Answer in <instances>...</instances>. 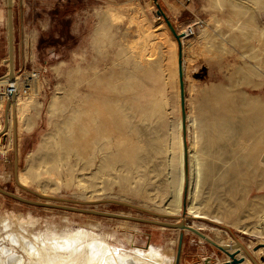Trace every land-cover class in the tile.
Returning a JSON list of instances; mask_svg holds the SVG:
<instances>
[{"label": "rangeland", "instance_id": "374dc122", "mask_svg": "<svg viewBox=\"0 0 264 264\" xmlns=\"http://www.w3.org/2000/svg\"><path fill=\"white\" fill-rule=\"evenodd\" d=\"M12 1L16 81L22 83L23 79H31L32 74L37 73L39 77L35 83L39 85V89L35 93V98L41 101V105L38 108L31 107L25 112L27 114L22 118L23 126L20 128L17 120V95L26 99L29 94L23 95L22 90V93L15 94L8 101L4 100L0 94V124L2 125L0 136L3 144H8L7 149L0 152V187L29 200L122 213L170 223L183 221L186 226H162L38 205L2 192H0V220L8 213L23 215L25 220H32L31 230L34 233L39 229L47 230L51 226L52 228L48 229L51 234L55 233V229L60 228V232H63L64 228H87L101 233L118 248H146L150 244L167 247L173 259H177L180 233H184L180 256L175 264H206V257L211 258V264L231 261L230 255L218 247L228 243L231 244L228 246V251L237 252L238 261L248 256L251 260L249 264H255L253 255L257 262L264 264V230L262 235L254 233L258 215L264 210V164L261 166L257 161V155H260L264 163V151L259 153L258 149L255 150L252 147L256 145L259 134L264 130V123L258 118L260 109L264 107V51L261 49H264V38L249 33L246 38L232 36V38L224 39L222 36L225 29H219L215 24L216 18L232 19L234 15H237L235 14L237 11L236 13H239L243 20L250 19L249 22L253 21L252 24L264 29V3L256 6L251 2L252 0H228V2L225 0L227 5L223 3L226 7L223 5L221 10L215 5L214 0H158L178 31L199 18L205 20L204 26L195 35L184 38L182 44L188 113L187 140L189 146L192 139L196 142L195 148L202 165L204 164L205 177L199 182L197 191L194 192L195 182L191 183L190 174L186 183V197L183 184L180 206L170 211L167 208H173V203H167L169 193L168 188L166 189L172 154L170 143L174 137L173 129L177 116L181 117V108L178 114L174 98L175 87L170 84L164 86L163 82L149 78L146 66L143 68L145 71L142 76L146 86L142 92L135 95V103L143 112L140 116L144 119L139 117V111L138 114L136 112L132 114L131 120V131L135 125L134 136L137 137L139 145L143 146L139 152V158L137 157L138 165L136 166L142 165L133 170L134 178H123L127 173L125 171L127 167L121 162L116 166L118 169L106 173L109 177L102 174L99 179H96V188L100 191H95L94 194L90 191L81 193L80 186L71 180L68 181L67 178L55 182L46 177L44 183L50 187L48 191L39 187L37 181L22 183L19 178L21 170L26 171L27 166L38 164L39 158L45 153L41 148L44 146L42 145L44 137H49L55 131L56 125L53 124L61 121L62 116L66 115L64 110L53 116L49 103L56 91L59 95H64L71 82L68 76L70 69L75 71L78 65L82 66L84 71L81 75L84 78L92 77L95 68L103 74L107 72L109 74L114 70L117 73L123 70L132 72L133 64L124 62V59L126 55L130 59L133 56L136 59L135 56L139 50H144L145 59L161 60L163 68L165 66L168 68L172 60L176 64L179 44L164 18L157 14L158 8L155 1ZM100 27L107 29L110 27L109 31H112H110L112 40L104 44V47L99 44L101 42ZM205 28L212 29L216 33V39L212 42L214 46L212 43L206 44L200 37ZM8 58V4L7 0H0L1 88L10 82V79L5 77L10 69ZM144 61L147 63V60ZM245 68H251L254 71L249 74L243 71ZM134 71L137 72L135 69ZM77 74L81 77L80 73ZM88 79L79 84L82 94L85 92L84 95L90 94L93 100L100 94L114 95L104 86L89 82ZM165 87L170 92L165 93L169 96L171 104L159 109L160 101L156 94L158 90ZM35 88L36 84L31 92ZM178 89L177 84L180 104ZM74 101H67V106L76 105V100ZM254 114L258 115L254 117ZM26 121L34 123L31 130L25 129ZM140 159L142 162L139 161ZM79 166L81 167L82 164ZM189 167L188 160V173ZM96 169L94 165L90 171L85 170L86 175L90 176ZM80 173L76 171L75 176L79 178ZM98 182L103 183V186L97 184ZM19 184L30 187L47 198ZM162 195L165 196L163 201H161ZM49 197L90 202L74 203L48 199ZM192 197L197 204H202L209 212L224 215L223 223L213 222L209 217H185L184 202L186 201L188 211V204L191 203ZM112 199L123 200L154 212L180 216L159 217ZM236 241L242 242L247 250L234 248L233 244ZM255 251L263 256L262 259L254 255Z\"/></svg>", "mask_w": 264, "mask_h": 264}, {"label": "bare ground", "instance_id": "6f19581e", "mask_svg": "<svg viewBox=\"0 0 264 264\" xmlns=\"http://www.w3.org/2000/svg\"><path fill=\"white\" fill-rule=\"evenodd\" d=\"M214 1L215 5L219 6L220 9L223 10L222 7L225 6V4H223L226 3L224 2L225 0ZM251 2H253L257 6L259 4L264 3V0H252ZM233 7L235 8L236 6L234 5ZM236 9L239 11L241 7L240 9ZM234 11L236 10L234 9ZM234 11H232L233 14ZM236 12L235 14L237 15H234L235 17L232 19L222 20L223 18L221 19L219 17V19H214L217 28L225 29V31L223 30L225 33L222 36L224 39L232 38V36L246 38L248 37L247 34L249 33L254 34V36L257 34L259 37L264 38L263 28H259L256 24H252L253 21L252 23L249 22L250 19L249 21L243 20L244 18L242 19L239 16V13ZM233 14L231 15L233 16ZM244 14L247 13L244 12ZM103 27H100L101 34L99 33V38L101 39V42H98L99 44H101V47L108 41L112 40V31H109L110 27H108V29ZM200 37L206 44H210L216 39V33H214L212 29L210 30L208 28H205L202 30ZM213 44L214 43H212V45ZM222 44L225 43L222 42ZM218 45L220 47V44ZM261 49L262 51H264L263 48ZM136 55V59L134 58V56L130 59L126 55L124 62L132 63L134 69L137 70V72H135L134 69L132 70V72L130 70H123L122 72L118 73L114 70V72L110 71L111 73L109 74L108 72L103 74L99 70H96L97 68H95L92 74L93 76L90 78L87 76L89 78L88 79L84 78L81 75L84 71L82 66L78 65L74 69L75 71L70 69L68 76L70 77L71 82L66 88L64 95H59V92L56 91L49 103V109L53 116L62 113L64 110H66V115L62 116L61 121H57L55 124H53L56 125L55 131L52 132L51 135L49 134V137H44V141L42 142L44 143L42 144L44 146H41V148H43L45 153L39 158V162H37L38 164L36 165L31 163L32 165L27 166L28 169H26V171H20L19 178L22 183L37 181L39 183V187H41L44 191H48L50 187L44 183L46 177L48 180H54L55 182H59L58 180L67 178L68 181L71 180L73 183L80 186L81 193H88L90 191L91 194H94L95 191H100L96 188V179H99L102 174L106 175L107 172L115 170L117 168L116 166H118L117 164L120 162L127 167L125 169L127 173L123 178H132L133 170L139 168V166L142 165L139 162L140 165L136 166L138 165L137 157L139 158V152L143 149V146H141L142 144L139 145L136 139L137 137L135 138L134 136L135 131L133 132V130L135 128V125L133 130L131 131V120L133 119L132 114L134 112L138 114V112L140 111V109L135 103V95L138 92H142L146 86L142 77L143 72L145 71V69L143 68L146 66L149 78L151 77V79L157 80L158 82H163L164 84L162 85L164 86L166 84H170L171 86L173 85L175 87V89L174 87L172 88L175 92L174 98L177 103L176 112H178V114L181 108V117L177 116V121L173 129L174 137L171 139L170 143L172 154L170 157L169 164L170 170L167 185L168 187H166V189L168 188L167 192L169 193L167 203H173V208L169 207L167 209H169L170 211H174L176 207L180 206L183 184L185 193L186 154H188L190 166L189 175L191 174V183L193 184V182H195L194 192L197 191L199 182L202 180L203 177H205V169L203 168L204 164L202 165L201 163L199 153L195 148L196 142L192 139L190 146L189 144L187 145V147H185L184 145L181 96L179 104V99L177 95V84L179 85L178 92L180 93L178 61L176 60L175 64V61L172 60V63L168 65V68H166V66L165 68H163L161 60L154 61L152 59H145L144 50L137 51ZM144 60H147V63ZM9 65V73L5 77L6 79H10V82L6 83L3 88H0L4 89L7 85L11 84L15 87V89L12 90L13 93L9 98H6L3 95L2 97L4 98V100L8 101L12 99L15 94L22 93V90L24 91V93H22L23 95L29 94L26 96V99H23L21 96L17 95V120L18 125L21 128L23 126L21 124V120L24 115L27 114L25 112L28 111L31 107L38 108V106L41 105V101L35 98V93H37L39 89V85L35 82H37V78L39 76L37 73H33V77L31 79H23L21 83L19 81H16L17 76L15 74L17 73H15V70L10 62ZM167 69L168 71H166ZM243 71L252 74L254 70H252L251 68H245L243 69ZM77 73H80L81 77H79ZM85 79H88L89 82H94L95 84L104 86L106 89L114 93V95L100 94L95 100L91 99L90 94L84 95L86 92L82 94L79 90V84ZM85 82L83 83L85 84ZM29 83L30 86H28ZM34 84H36V88L31 92L34 87ZM166 88L167 87H165V89L161 88L157 91L156 96L160 101L158 107L159 109L168 104H171L169 96H167V94L165 93L167 91ZM172 88L171 90L173 91ZM74 100H76V105L73 104L74 106L68 107L67 101L73 102ZM206 108L207 107H205V109ZM151 110L156 111L155 109ZM141 113L143 114V112L140 111L139 117H141V119H144L142 116H140ZM257 115L258 114H254V117ZM259 116L258 118H260V121L264 123V107L260 109ZM248 123L251 124L250 122ZM33 124V122L26 121L24 127L26 130H31ZM1 126L2 125L0 124V130ZM166 127H168V125H166ZM261 130H259V132ZM136 134H138V132ZM197 136L198 135H196V137ZM166 137H168V135ZM256 141V145L252 147H254L255 150L258 149L259 153L264 151V130L261 131L258 136V140ZM168 142L170 141L168 140ZM7 146L8 144H3L2 137L0 136V152L5 151L7 149ZM261 158L260 155H257V161L259 165L262 166L264 163ZM97 160H99V163H97ZM139 161H141V159ZM81 164L82 166L80 167L79 165ZM94 165L97 167V169L95 171H92L90 176H87L85 170L89 169L90 171L94 167ZM76 171L81 172L78 175L79 178L75 176ZM46 173L48 174L45 175ZM111 182L113 181L111 180ZM97 184L101 183L98 182ZM21 186L27 187L24 185ZM37 193L41 197L47 198V196H43L39 192ZM161 197V201H163V197L165 196L162 195ZM54 198L56 197H49L48 199ZM84 202L88 203L90 201ZM188 211L189 215L194 218L209 217L211 221L217 223H223V221L225 220L224 215L209 212V210H206L205 207L202 206V204H197L193 197L191 199V203L188 204ZM262 220H264V210L258 215V220L254 226V233L260 235L263 234L264 222ZM32 225V220L27 221L24 219L23 215H17L14 212L8 213L7 215L3 216V218L0 220V264H175V261H178V252L177 259H173L170 256V249H167V247L163 246H153L152 244H150L146 248H118L117 246L111 244L109 240L105 239L101 235V233H96L93 230L87 228H64L63 232H60V228L55 229V233L51 234L48 229L52 228V226L49 227L47 230L39 229L36 233H34L31 230ZM254 255L261 259L263 257L262 255H259L256 251L254 252ZM252 257L255 259L253 255ZM254 259L253 261L255 264H260L259 262H257L256 259ZM235 260L236 262L234 263V260L232 258V263H251V260L248 256L242 257V260L240 261H238L239 259L237 258H235ZM205 262L206 264H211V258L206 257Z\"/></svg>", "mask_w": 264, "mask_h": 264}, {"label": "water", "instance_id": "95a60500", "mask_svg": "<svg viewBox=\"0 0 264 264\" xmlns=\"http://www.w3.org/2000/svg\"><path fill=\"white\" fill-rule=\"evenodd\" d=\"M156 5H157V14L159 16H162L164 18V20L166 21V24L168 26V28L170 29V31L172 32V34L176 37L178 44H179V50H178V70H179V83H180V96H181V107H182V122H183V136H184V145L185 147H187L188 143H187V105H186V80H185V71H184V54H183V46H182V34L178 32V30L176 29L175 25L173 24L172 20L170 19V17L167 15V13L164 11V9L162 8L160 2L158 0H154ZM12 0H7V4H8V41H9V59L8 61L12 64V67L14 68V32H13V13H12ZM185 161H186V183L188 182L189 179V173H188V154H186L185 156ZM30 191H33L35 193H37L36 191L30 189L29 187H24ZM0 192L7 194L11 197H14L16 199H20L22 201H27L30 203H34V204H38V205H47V206H51V207H60V208H64V209H69V210H74V211H81V212H87V213H95V214H99V215H103V216H107V217H116V218H128L130 220H135V221H141V222H147V223H153V224H158V225H167V226H180V227H185V223L183 221H180L178 223H170V222H166V221H160V220H156V219H148V218H144V217H137V216H127V215H123V214H119V213H115V212H109V211H99V210H95V209H88V208H82V207H75V206H70V205H58V204H52V203H46V202H41V201H36V200H29L26 199L24 197H21L15 193L9 192L7 190H5L4 188L0 187ZM186 193H187V184L185 186V197H186ZM38 194V193H37ZM54 199H58V200H64V201H69V202H74V203H87L84 201H79V200H75V199H62V198H54ZM112 201H116L119 203H123V204H127L130 205L132 207H136L138 209L153 213L154 215H157L159 217H178V216H172V215H167L165 213H158V212H154L150 209H147L145 207H141L139 205H135L123 200H117V199H112ZM186 201L184 202V216L185 217H192L191 215H189L187 209H186ZM193 230H196L195 228H193V226H190ZM183 237H184V233H180V237H179V246H178V259L180 256V252L182 249V243H183ZM215 243V242H214ZM216 244V243H215ZM231 244L228 243L227 245H223L220 246L218 245V247L220 249H222L223 251H225L227 254L230 255L231 258H233V262H236L235 258H236V253H231L228 251V246H230ZM234 248H243L245 251L246 246L240 242V241H236L233 244ZM255 260V259H254ZM222 264H232V261H223Z\"/></svg>", "mask_w": 264, "mask_h": 264}, {"label": "built area", "instance_id": "2783aa9c", "mask_svg": "<svg viewBox=\"0 0 264 264\" xmlns=\"http://www.w3.org/2000/svg\"><path fill=\"white\" fill-rule=\"evenodd\" d=\"M205 24L204 19H197L194 23L187 25L184 29L179 30L178 32L182 34V39L184 37H190L193 36L199 31L201 27H203ZM30 86V83L28 84ZM15 89L13 85H7L6 88L0 89V94L5 96L6 98H9L12 95V90Z\"/></svg>", "mask_w": 264, "mask_h": 264}]
</instances>
